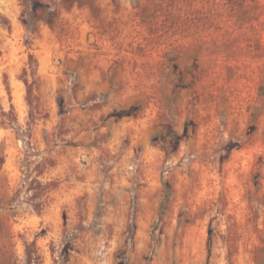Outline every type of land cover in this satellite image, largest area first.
Instances as JSON below:
<instances>
[{"label": "rangeland", "instance_id": "374dc122", "mask_svg": "<svg viewBox=\"0 0 264 264\" xmlns=\"http://www.w3.org/2000/svg\"><path fill=\"white\" fill-rule=\"evenodd\" d=\"M0 264H264V0H0Z\"/></svg>", "mask_w": 264, "mask_h": 264}]
</instances>
